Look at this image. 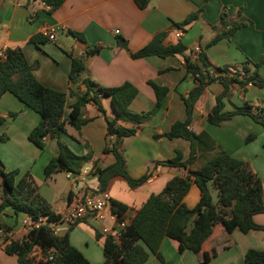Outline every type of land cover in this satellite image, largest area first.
Here are the masks:
<instances>
[{
    "label": "crops",
    "instance_id": "1",
    "mask_svg": "<svg viewBox=\"0 0 264 264\" xmlns=\"http://www.w3.org/2000/svg\"><path fill=\"white\" fill-rule=\"evenodd\" d=\"M147 0L146 6L140 8L135 0H63L53 11H49L40 0H2L0 2V47L18 46L22 49L33 74L45 86L64 91H84L85 86L79 79L70 81V57L81 56L86 50L101 45L94 54L84 57L90 78L94 83L104 87L118 86L125 81L137 88V94L130 102L128 109L133 113L152 112L142 121L137 132L132 136L122 137L116 141L107 133L106 118H113V109L108 97H102V114L93 102L86 103L81 116L86 122L80 130L66 125V133L61 140L76 154L84 155L87 148L93 158L85 162L80 173L72 175L67 187L56 194V174L45 179L43 168L56 152V142L46 136L42 148L32 143L27 135L37 125L41 117L28 108L16 96L5 92L0 96V162L3 170H18L17 177L28 172L38 186L40 194L50 203L56 213H60L70 201L76 190L85 188L98 189L96 175H92L94 166L105 167L114 162L111 152H103L104 147L114 143L122 154L127 171L133 178L148 174V179L141 185L130 188L119 176L111 178L105 191L111 199L127 205L123 217L130 221L137 207L151 193L159 192L172 176L184 177L183 167H169L163 164L175 155L176 149L182 153V159L189 154V142L183 138L168 139L160 134L169 130L176 120L185 118L184 96L194 85L193 78L184 68V57L181 55L161 58L155 55L132 58L129 51H136L148 43L152 36L164 31L163 43H175L180 40L186 47V55L194 57L201 46L214 36V26L219 25V14L222 9L230 19L242 22L229 38H223L206 50L209 61L216 66H226L236 71L240 63L250 60L258 61L264 57V0ZM203 6V10L188 24L177 27L175 24L184 20L192 12ZM239 10V14H237ZM46 27L56 29V39L38 44L28 39L42 33ZM118 30L117 33L114 31ZM71 32L83 35V40ZM178 34V36H176ZM118 38L123 39L128 50L120 46ZM259 74L264 78V63L259 67ZM148 81L168 89L165 107L154 110L156 97ZM223 87L219 82L206 86L195 102L189 128L194 133L205 131L212 139L211 145L198 152L194 166L203 162L211 149L219 147L232 156L248 162L260 178L264 194V132L260 124L250 117L236 114L218 125L209 123L206 115L215 104L216 95ZM74 97L68 95L64 115L69 112V105ZM223 110H232L245 103L264 106V88L247 85L245 92L236 84L231 92L223 97ZM15 113V116L9 113ZM124 126H133L126 121H118ZM5 130V132L3 131ZM255 137L246 142L248 134ZM154 135H159L154 137ZM86 143V145H85ZM95 161V164H94ZM116 181H123L127 188L135 192L134 197L121 198L120 193L112 194L111 186ZM45 186L48 191L43 192ZM121 190L123 185H120ZM214 200L216 193L213 192ZM199 199V189L191 183L183 201L193 207ZM0 216L11 225L16 235L25 233L21 225L23 215H14L10 209L3 210ZM255 223L264 225V213L253 216ZM103 224L110 225L109 221ZM102 223L95 220H81L70 225L68 238L90 264H100L104 236L100 233ZM91 244V245H90ZM2 249V247H1ZM215 249L213 256L205 264H246L244 255L249 249L264 250V231L249 230L246 233L234 229L227 233L221 224H215L210 236L202 243L198 253L190 250H177V242L164 237L159 246L162 260L149 253L146 264H200L204 252ZM15 257V256H14Z\"/></svg>",
    "mask_w": 264,
    "mask_h": 264
},
{
    "label": "trees",
    "instance_id": "2",
    "mask_svg": "<svg viewBox=\"0 0 264 264\" xmlns=\"http://www.w3.org/2000/svg\"><path fill=\"white\" fill-rule=\"evenodd\" d=\"M41 1L49 7V11H53L63 0ZM135 1L140 8L145 7L147 3V0ZM203 6L175 25L182 27L188 24L203 10ZM242 25V22L230 19L222 9L219 14V25L213 27L216 33L209 42L201 46L193 58L185 54L187 47L180 40L175 43H163L166 35L164 31L155 33L151 40L138 50L129 51L132 58L151 55L161 58L176 55L184 57V68L191 74L194 82L192 88L182 96L185 118L173 122L169 130L160 136L168 139L183 138L189 142L190 150L184 160L181 151L176 149L174 157L163 161V164L169 167H183L186 170L184 177L172 176L159 192L151 193L137 207L133 218L123 229L119 242L111 236L104 237L102 247L104 260L100 264H146L149 253L162 260L158 250L164 237L175 240L179 252L190 250L198 253L215 224H221L227 233L234 229L243 233L249 230L264 231V225L253 220L254 214L264 213V194L260 178L248 162L232 156L219 147L211 149L206 159L195 167L198 152L206 150L212 139L205 131L194 133L189 128L195 102L206 86L219 82L223 89L216 95L215 104L206 115V120L218 125L233 115H245L260 124L264 132V106L245 103L241 107L224 111L222 101L223 97L231 92L233 84L240 87L242 92H245L248 84L264 88V78L259 74L264 57L256 62L246 60L234 67L236 71H231L226 66L213 65L206 52L209 46L223 38H229ZM71 34L83 40L81 33ZM46 40L45 36L37 33L31 36L28 42L38 44ZM118 41L120 46L128 50L123 39L118 38ZM100 49L101 45H95L81 56L67 53L71 60L68 79L70 81L79 79L85 86L84 91L76 89L68 93L49 88L37 80L32 72L33 66L27 62L22 49L18 46L8 47L5 59L0 60V96L5 92L12 93L41 117L40 122L28 132V139L40 148L46 136L56 142V152L43 168L45 179L58 171L77 175L82 165L93 158L89 148L84 155H78L61 140V135L66 133V125L79 131L86 122L81 116L82 107L86 103H95L98 110L104 114L100 99L102 97L110 99L113 118H106V130L116 141L134 135L142 121L152 113L151 111L133 113L128 109L137 94V88L132 83L125 81L118 86L104 87L91 80L84 64V57ZM148 84L156 97L154 110L165 107L168 89L153 81H148ZM68 95L73 96L75 100L69 105V112L65 116L64 108ZM9 115L15 116V113L11 112ZM118 121L130 122L133 126H124ZM2 122L4 118L0 116V123ZM157 136L159 135H154ZM254 137V134H248L246 142ZM3 140L4 136H0V142ZM103 152H111L115 160L105 167L94 166L91 174L97 176L98 190L105 191L108 181L116 176L122 177L130 188L139 186L148 179V174L138 178L129 175L125 160L115 142L110 147H104ZM17 175V169L4 171L0 162V213L10 209L14 215H27L34 221L43 216L44 220L38 226L27 229L22 237L13 238L10 235L12 226L4 222L0 216V241L3 252L15 256L16 264H90L70 243L68 231L60 235L52 233L49 223L56 221L59 214L40 194L33 177L28 172L19 177ZM191 183L199 189V199L193 207H188L183 198ZM213 192L216 193V200ZM110 204L112 212L119 217L123 216L128 208L127 205L113 199H110ZM96 235L101 236L100 233ZM35 251L40 255L37 261ZM215 254V249L209 253L204 252L200 264L207 263ZM244 263L264 264V250L249 249L244 255Z\"/></svg>",
    "mask_w": 264,
    "mask_h": 264
},
{
    "label": "built area",
    "instance_id": "3",
    "mask_svg": "<svg viewBox=\"0 0 264 264\" xmlns=\"http://www.w3.org/2000/svg\"><path fill=\"white\" fill-rule=\"evenodd\" d=\"M40 2L46 8H49L43 1L40 0ZM114 32L117 33L118 30ZM41 34L49 41L56 39V29L54 27L44 28ZM6 50L7 48L5 46L0 47V60L5 59ZM66 176L71 178L72 174L66 172ZM110 199L111 197L107 191H100L93 188L76 190L63 210L58 213V219L49 223L52 233L60 235L66 232L74 222L95 219L102 223L99 229L101 235L104 237L111 236L116 242H119L121 233L129 221L123 216L119 217L116 213L112 212ZM43 220V216H40L37 221H34L27 215H23L20 222L23 228L27 230L38 226ZM105 221H109L111 224H103Z\"/></svg>",
    "mask_w": 264,
    "mask_h": 264
},
{
    "label": "rangeland",
    "instance_id": "4",
    "mask_svg": "<svg viewBox=\"0 0 264 264\" xmlns=\"http://www.w3.org/2000/svg\"><path fill=\"white\" fill-rule=\"evenodd\" d=\"M3 131L5 132V130H3ZM53 174L54 175L56 174V176H55L56 182H53V183L56 186V194L58 195L60 192H62L67 187L68 180L65 178L63 171H58V172H55ZM120 185H123V189H125V190L122 191ZM42 190H43V192L48 191V189L45 186L42 187ZM110 191H112V194H114V192L120 193V195H117V196H120L121 198H123V197L124 198L125 197L132 198L135 195L134 194L135 192H132L133 191L132 189L127 188L126 183L123 181H116L111 186ZM23 234H24V232L22 234H19V235L17 234L16 238L22 237ZM10 235H11V237H13L14 233H11ZM1 246H2V242L0 241V264H16V257L9 256V255L5 254L3 252V250L1 249ZM34 254L33 255L35 256V261H37L40 258L39 252L35 251ZM35 264H37V263H35Z\"/></svg>",
    "mask_w": 264,
    "mask_h": 264
}]
</instances>
